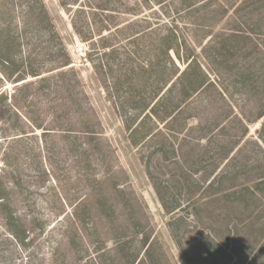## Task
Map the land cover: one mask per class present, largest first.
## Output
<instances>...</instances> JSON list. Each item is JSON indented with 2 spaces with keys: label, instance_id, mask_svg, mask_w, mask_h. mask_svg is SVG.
<instances>
[{
  "label": "rangeland",
  "instance_id": "1",
  "mask_svg": "<svg viewBox=\"0 0 264 264\" xmlns=\"http://www.w3.org/2000/svg\"><path fill=\"white\" fill-rule=\"evenodd\" d=\"M137 263L264 264V0H0V264Z\"/></svg>",
  "mask_w": 264,
  "mask_h": 264
},
{
  "label": "trees",
  "instance_id": "2",
  "mask_svg": "<svg viewBox=\"0 0 264 264\" xmlns=\"http://www.w3.org/2000/svg\"><path fill=\"white\" fill-rule=\"evenodd\" d=\"M175 47L174 46H172V45H170V46H167L165 49L163 48V50H166V51H164L163 53H164V55H165V59H172L171 58V56H169V52H174L175 51V49H174ZM178 49V48H177ZM175 53V52H174Z\"/></svg>",
  "mask_w": 264,
  "mask_h": 264
},
{
  "label": "built area",
  "instance_id": "3",
  "mask_svg": "<svg viewBox=\"0 0 264 264\" xmlns=\"http://www.w3.org/2000/svg\"><path fill=\"white\" fill-rule=\"evenodd\" d=\"M84 47L83 45H78L77 47L74 48V52L77 54V55H81L83 54L84 52Z\"/></svg>",
  "mask_w": 264,
  "mask_h": 264
},
{
  "label": "crops",
  "instance_id": "4",
  "mask_svg": "<svg viewBox=\"0 0 264 264\" xmlns=\"http://www.w3.org/2000/svg\"><path fill=\"white\" fill-rule=\"evenodd\" d=\"M169 56H171V54H169ZM172 58V57H171ZM138 264V263H137Z\"/></svg>",
  "mask_w": 264,
  "mask_h": 264
}]
</instances>
